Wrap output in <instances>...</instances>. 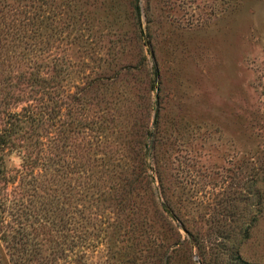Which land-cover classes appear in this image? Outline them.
Wrapping results in <instances>:
<instances>
[{"label": "rangeland", "instance_id": "1", "mask_svg": "<svg viewBox=\"0 0 264 264\" xmlns=\"http://www.w3.org/2000/svg\"><path fill=\"white\" fill-rule=\"evenodd\" d=\"M34 4L49 166L0 264H264V0Z\"/></svg>", "mask_w": 264, "mask_h": 264}, {"label": "trees", "instance_id": "2", "mask_svg": "<svg viewBox=\"0 0 264 264\" xmlns=\"http://www.w3.org/2000/svg\"><path fill=\"white\" fill-rule=\"evenodd\" d=\"M40 10L34 0L0 2V238L6 247L13 246L7 214L29 210L27 205H21L25 200L17 187L23 182H42L44 178L40 180L39 176L49 166L48 152L42 148L46 147L45 142L38 132H33V126H43L50 114L47 102L50 78L45 66L40 65L45 59L39 46L42 41L34 35L36 25L39 27L44 17ZM12 151L20 159L13 169L6 167L4 160V154ZM133 179L120 187L122 201L133 191ZM158 259V264H167L165 253ZM226 264L249 263L234 251Z\"/></svg>", "mask_w": 264, "mask_h": 264}]
</instances>
